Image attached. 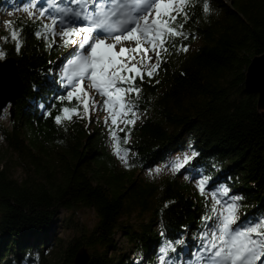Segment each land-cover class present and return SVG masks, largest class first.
Segmentation results:
<instances>
[{
    "label": "trees",
    "instance_id": "trees-1",
    "mask_svg": "<svg viewBox=\"0 0 264 264\" xmlns=\"http://www.w3.org/2000/svg\"><path fill=\"white\" fill-rule=\"evenodd\" d=\"M31 1L0 0V12ZM191 2L183 29L188 38H176L175 47L169 43L158 75L136 81L142 91L132 99L141 121L116 131L121 147L129 150L131 167L125 171L109 130L94 120L103 109L93 112L91 121L54 122L61 107L77 105L59 101L70 86L61 72L83 49L63 46L59 35L53 40L43 20H16L21 49L8 39L2 48L5 58L17 61L24 91L3 130L11 159L0 156V264L30 263L34 257L41 264H74L81 249L90 254L88 264H134L116 253L122 229L144 264H159L156 249L170 242L177 251L169 252L168 263L195 259L208 219L216 215L211 195H223L225 187L232 189L228 204L240 211L239 227L264 220V109L245 87L251 61L264 54V0H207L208 13L204 0ZM181 45L189 50L180 51ZM181 151L191 157L162 189L144 184V173ZM14 160L22 180L13 176ZM207 178L203 195L193 189ZM80 206L95 211L97 224L90 232L80 229L61 245L57 260H48L61 213ZM135 208L150 212L148 222L124 226L122 219Z\"/></svg>",
    "mask_w": 264,
    "mask_h": 264
},
{
    "label": "snow or ice",
    "instance_id": "snow-or-ice-1",
    "mask_svg": "<svg viewBox=\"0 0 264 264\" xmlns=\"http://www.w3.org/2000/svg\"><path fill=\"white\" fill-rule=\"evenodd\" d=\"M83 2L86 3L87 0ZM52 6L50 3L49 7ZM192 6L191 0H113L111 11L101 9L92 16H82L80 11L58 8L57 11L65 17L72 15L76 19L87 21L90 26H65L57 32L58 21L55 18L51 19L50 25H42L53 40L59 35L63 46L74 45L84 50L64 71L71 90L66 95L59 96L62 104L66 101L70 105L75 100L77 105L61 107L60 114L54 116L55 124L60 126L66 121L71 122L74 117L88 118L91 121V113L102 109L108 113L105 117L106 124L109 118L113 127L135 124L138 117L132 98L139 97L142 91L136 86V81L139 78L142 82L145 76L152 79L158 75L164 63V55L169 53V43L175 47L176 38H188L183 29L190 19L189 9ZM32 9L38 11L33 12ZM22 10L33 20H42L49 12V8H41L37 3L25 5ZM202 10L204 13L210 11L207 0H204ZM59 23L63 25L64 21ZM35 35L40 37L41 32L37 31ZM10 38L15 42V50L19 52L20 33L12 30ZM109 40L112 42H108ZM125 42H133L134 46L125 47ZM118 45L120 47L117 51ZM48 47L52 45L49 44ZM179 50L186 53L189 48L181 45ZM4 58L5 53L0 50V60ZM156 82L159 83L158 80ZM89 89L94 90L96 96L91 95ZM48 115L52 116V113L49 112ZM109 133L115 142L114 154L126 168L131 167L129 150L121 147L120 138L113 128H109ZM127 143L125 138L123 144ZM187 159L185 158V163ZM183 166L177 164L173 170L178 171ZM156 171L159 172L160 169ZM207 183V179H200L197 183L202 195ZM228 192L227 187L223 188V195L227 196ZM213 198L215 199V193ZM218 204L220 201L216 199L211 209L220 218L219 234L212 233L209 242L210 248L215 249L212 264H224L225 261L230 264H257V260L264 259V220L242 231L233 232V225L238 219L235 204L226 206L220 212L216 207ZM167 206L166 204L165 207ZM174 243L183 245L184 241L176 240ZM170 251H177L172 242L160 248L159 264H168L166 257Z\"/></svg>",
    "mask_w": 264,
    "mask_h": 264
},
{
    "label": "rangeland",
    "instance_id": "rangeland-1",
    "mask_svg": "<svg viewBox=\"0 0 264 264\" xmlns=\"http://www.w3.org/2000/svg\"><path fill=\"white\" fill-rule=\"evenodd\" d=\"M39 1L41 3H39ZM80 3H77V0H70V3H67L65 0L64 1H60V0H33L31 3H37L38 5H43L44 8H49V12L46 14L45 18H43L42 20L44 22H46L47 24H51V19L55 18L58 21V25H57V29L56 31L59 32L63 27H65V24L68 23L65 22L64 20V24L61 25L59 22L61 21L60 18H57V14L56 12L59 13V11H57L58 8H66L69 9L70 6H73L74 9H80L82 6L85 5V3L83 2V0H80ZM61 2V3H59ZM50 3L53 5L52 7H49ZM41 7V6H40ZM86 7L91 8L90 3H88L86 5ZM33 12H37L38 9H32ZM56 11V12H55ZM62 14V13H61ZM21 17L22 19H31L27 13L23 12L22 7H17V5H14L13 8L11 9H7L4 12H0V34H1V42H0V50H3L2 48V43L5 42V40H9L12 41L10 38V33L12 30H16V20ZM63 18H66L67 20L71 21L72 25H75V27H81L75 24V18L72 15H69L67 17H65L62 14ZM33 20V19H32ZM71 24L68 23L67 26H70ZM17 31V30H16ZM108 42H112V41H108ZM200 43L197 41L193 46H192V51L197 50V48L199 47ZM74 46V45H72ZM123 46L125 47H133L134 43L133 42H125L123 44ZM120 45H118L116 47V50H119ZM6 58H4L3 60H5ZM65 71V70H64ZM64 71L62 72L63 78L64 80H67L64 76ZM87 85V84H86ZM90 91V89H89ZM92 93H94V96H96V93L94 90H92ZM97 99H99V97H97ZM106 112V113H105ZM105 112L103 113V118L100 121L97 122H102V125L105 126L106 128H108L107 126H109V128H113V130H120V128H124L125 126L123 124L119 125V127H113L111 125V120L109 118L108 123L105 124L104 123V119L106 116H108L107 111L105 110ZM9 109H7L6 111H4L1 115H0V156H7V158L11 159L10 154L11 152L7 151V142L6 139L3 135V130L4 129H8L10 124H9ZM138 119H136V124H138L141 119L142 116L137 114ZM191 157V153L189 151H181L178 154H175L171 157L170 161L168 163L163 164L162 166H160L157 169H160L159 172H157L156 170H153L151 172L148 173H144V175H142L144 184H146V186L149 185H156L158 186L159 189H162L164 187V184L168 181V179H170L172 176H175L176 173L180 170L183 169V167L185 166V158H188L187 161L190 159ZM118 166L120 168V170H127L128 168H126L121 161L119 160L118 162ZM177 164H183L184 166L182 168H180L178 171H174V167ZM11 166H14V169L12 170L13 176L17 179V180H22L24 178V174L22 173V170L19 168H17V165L15 164V160L10 162ZM184 178V177H183ZM208 183L210 181V178H207ZM207 183V184H208ZM206 184V185H207ZM193 189L199 191V188L197 187V183H195L193 185ZM229 189V188H228ZM232 192V189H229L228 194H230ZM214 194V193H213ZM213 194L211 195V203L212 206L215 204V200L218 199L220 201V204L216 205L218 212L223 211V209L230 205V204H235L234 202L227 204L229 198L225 195H223V197L217 195V193H215V199L213 198ZM236 206V215L238 217L237 221L241 218V214L239 209ZM141 208V207H140ZM140 208H135L132 211H130V213L125 216L122 219L123 225L124 226H132V228H136L139 224H143V223H147L148 218L150 216V212L147 211H143ZM217 225H219L220 223V218H218V213H217ZM97 224V216L96 213L93 209H90L88 207H77L74 212H65L63 211L60 215L59 221H58V226L56 229V244L54 246L50 245L48 246V248L50 249L48 251V260H57L59 257H57V253L58 251L61 249V245L62 246H67V244L74 238L78 236L79 230L83 229V231L86 232H90L95 225ZM236 230H243L241 228L238 227L237 223L235 225H233V232H235ZM123 231H125V229H122L117 237H116V243L118 245V250L116 253H120L125 255L126 257H129L130 260H132L134 262V264H144L145 263V259L142 257V255L139 252H136V249H134V247L129 245V242L126 238H124L123 236ZM219 234V231H217V235ZM257 239H259V237H257ZM211 240V234L210 231H208L206 233L205 236V242H204V246L205 249L203 251H197L199 253V259L198 262H196L195 264H202L203 260H206V257H203L204 254L205 255H211L208 258V262H204V264H209L210 259L214 258V253H215V249H211L210 248V242ZM219 243V242H218ZM158 253H160L159 250H157ZM60 255V254H58ZM38 257H34L33 261L30 263H24V264H41L42 259L40 258V260L38 261ZM228 264H230L229 261H225ZM124 264V262L122 263ZM187 264H193V263H187ZM257 264H264V259H259L257 260Z\"/></svg>",
    "mask_w": 264,
    "mask_h": 264
},
{
    "label": "water",
    "instance_id": "water-1",
    "mask_svg": "<svg viewBox=\"0 0 264 264\" xmlns=\"http://www.w3.org/2000/svg\"><path fill=\"white\" fill-rule=\"evenodd\" d=\"M246 92L259 96L258 108L264 109V54L253 58L247 69L245 80ZM24 85L20 78L17 61L7 58L0 61V113L10 108L13 115L14 107L22 96ZM90 254L81 249L76 255L74 264H88Z\"/></svg>",
    "mask_w": 264,
    "mask_h": 264
},
{
    "label": "bare ground",
    "instance_id": "bare-ground-1",
    "mask_svg": "<svg viewBox=\"0 0 264 264\" xmlns=\"http://www.w3.org/2000/svg\"><path fill=\"white\" fill-rule=\"evenodd\" d=\"M39 3H41V2L39 1ZM41 4H42V3H41ZM18 6H19V5H18ZM18 6H17V7H18ZM21 6H23V5H20L19 7H21ZM40 6H41V8H44L43 5H40V4H39V7H40ZM56 14H57V16H61V13H60V12H59V13L56 12ZM53 242H55V241H52V243H53ZM27 262H28V260L24 261L23 263H27ZM14 264H16V263H14Z\"/></svg>",
    "mask_w": 264,
    "mask_h": 264
}]
</instances>
